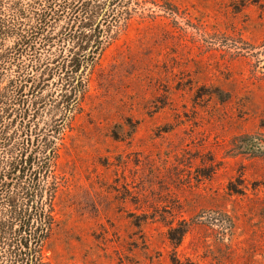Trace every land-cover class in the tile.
Wrapping results in <instances>:
<instances>
[{"label":"rangeland","instance_id":"obj_1","mask_svg":"<svg viewBox=\"0 0 264 264\" xmlns=\"http://www.w3.org/2000/svg\"><path fill=\"white\" fill-rule=\"evenodd\" d=\"M93 4L89 47L62 52L76 100L55 75L35 114L55 140L43 260L264 264V0Z\"/></svg>","mask_w":264,"mask_h":264},{"label":"trees","instance_id":"obj_2","mask_svg":"<svg viewBox=\"0 0 264 264\" xmlns=\"http://www.w3.org/2000/svg\"><path fill=\"white\" fill-rule=\"evenodd\" d=\"M97 1L0 0V264H47L42 248L53 226L51 205L56 190L47 175L53 157L42 155L55 140L48 139V134L38 138L35 114L47 96L43 94L45 87L55 75L61 82L59 96L63 102L71 105L76 100L73 88L77 83L69 73L78 72L83 61H65L62 52L65 42H72L71 49L77 47L79 51L89 47L87 37L99 27L94 26L97 16L92 5ZM80 12L83 17L78 18ZM99 31L96 39L101 47L98 39L105 30ZM54 44L59 54L50 52ZM42 46L47 47L51 64L62 61L51 67L48 61L42 70V65L33 70L27 60L37 57ZM53 107L61 109L57 104ZM53 122L46 123L50 130L56 125ZM27 177L31 185H27ZM175 229L169 231L171 240ZM185 232L181 228L177 243Z\"/></svg>","mask_w":264,"mask_h":264}]
</instances>
